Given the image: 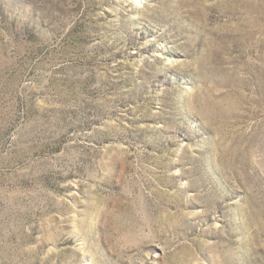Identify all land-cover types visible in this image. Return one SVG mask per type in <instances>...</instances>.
<instances>
[{
	"label": "rangeland",
	"instance_id": "374dc122",
	"mask_svg": "<svg viewBox=\"0 0 264 264\" xmlns=\"http://www.w3.org/2000/svg\"><path fill=\"white\" fill-rule=\"evenodd\" d=\"M0 264H264V0H0Z\"/></svg>",
	"mask_w": 264,
	"mask_h": 264
}]
</instances>
